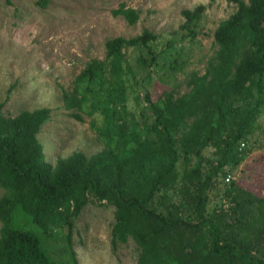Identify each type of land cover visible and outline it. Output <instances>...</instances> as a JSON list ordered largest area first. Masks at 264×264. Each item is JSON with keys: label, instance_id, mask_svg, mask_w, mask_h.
<instances>
[{"label": "trees", "instance_id": "1", "mask_svg": "<svg viewBox=\"0 0 264 264\" xmlns=\"http://www.w3.org/2000/svg\"><path fill=\"white\" fill-rule=\"evenodd\" d=\"M227 1L237 11L215 30V55L204 74L192 73L182 96L165 89L154 100L153 90H137L125 51H139V66L153 74L163 53L155 49L158 35L107 40L105 58L91 60L63 92L72 117L92 118L104 145L92 156L75 152L52 165L39 140L52 109L7 117L0 104V264H81L74 252L55 261L41 235L68 227L73 251L75 221L91 200L115 208L113 251L133 241L138 264H264V196L226 183L224 170L243 163L241 144L264 110V0ZM212 2L182 11L193 38ZM113 15L130 25L140 20L126 4ZM220 182L227 205L209 213Z\"/></svg>", "mask_w": 264, "mask_h": 264}, {"label": "rangeland", "instance_id": "2", "mask_svg": "<svg viewBox=\"0 0 264 264\" xmlns=\"http://www.w3.org/2000/svg\"><path fill=\"white\" fill-rule=\"evenodd\" d=\"M39 1L13 0L8 5L0 0V104L5 103L3 112L7 117L25 110L52 109L51 119L39 134L46 160L52 165L75 152L92 156L104 149L91 126L92 118L87 114L82 115L83 121L72 117L63 92L72 91L76 77L91 60L105 58L107 40L133 38L144 30L158 35L155 49L163 53L158 66L151 70L153 74L139 66V51H125L138 72L137 90L142 96L146 90H153L154 100L165 89L182 96L191 89L192 73L204 74L207 62L215 55V30L237 11L234 3L213 0L193 26V38L183 28L186 20L182 11L208 5L212 0H49L46 8L38 5ZM121 4L140 12L136 25L113 15ZM242 150L246 152L243 163L224 170L232 175L231 181L264 196V110L257 132ZM210 154L205 151L206 156ZM180 170H184L182 162ZM3 194L0 188V198ZM225 205L224 184L220 182L210 193L208 212ZM114 223L115 208L91 200L75 221L73 251L67 240L68 227L40 235L48 254L57 262L70 259L74 252L81 264H138L139 249L133 241L113 251ZM1 227L0 222V231Z\"/></svg>", "mask_w": 264, "mask_h": 264}, {"label": "built area", "instance_id": "3", "mask_svg": "<svg viewBox=\"0 0 264 264\" xmlns=\"http://www.w3.org/2000/svg\"><path fill=\"white\" fill-rule=\"evenodd\" d=\"M244 147H245V143H242L240 149L242 150ZM232 178H233V177H232L231 174H227V175H226V178H225L226 183L231 182Z\"/></svg>", "mask_w": 264, "mask_h": 264}]
</instances>
